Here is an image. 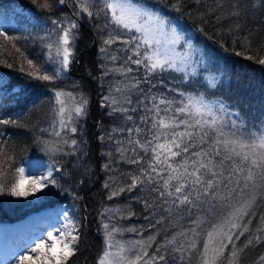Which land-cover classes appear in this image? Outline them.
Returning a JSON list of instances; mask_svg holds the SVG:
<instances>
[{"label": "snow or ice", "instance_id": "1", "mask_svg": "<svg viewBox=\"0 0 264 264\" xmlns=\"http://www.w3.org/2000/svg\"><path fill=\"white\" fill-rule=\"evenodd\" d=\"M29 2L42 14L28 15L23 10L15 13L19 17V36L0 30V37L8 42L0 43V99L20 105L27 100L33 81L45 82L44 87L49 88L69 78L77 62L79 30L82 23H87L97 31L101 45V73L93 79L100 83L116 74L123 77L115 81V87L110 84L99 101V106L107 109L106 115L119 113L125 121L123 127L110 130L104 129L101 122L97 124L101 133L97 140L102 146H110L109 151L101 152V157L106 158L101 167L106 175L102 187L108 193L107 200L125 192L147 191L148 196L131 198L148 213L144 219L150 221L151 227L171 223L173 217L187 221L181 231L165 236L158 244L160 231L146 240L124 242L117 239L118 234L138 230L116 221L126 218L125 213L131 217L135 212L130 204L123 208L103 205L97 229L103 236V247L96 264H241L245 249L264 244V215L259 216L261 225L253 227L256 208L264 204V101L257 107L251 98L234 100L223 96L220 90L224 74L231 71L229 61L209 55L205 48L194 44L187 29L173 16L193 15L186 0H56L58 5L72 7L71 15L59 16L51 15V0ZM193 3L199 5L201 0ZM250 5L253 10L257 7L255 0H250ZM219 7L223 8V4ZM230 7L227 18L248 16L249 5L237 0ZM259 9L264 16V0ZM0 15L4 11L0 10ZM208 17L220 20L214 10L206 9L197 16L201 21L198 32L204 31ZM34 31L39 37V52L29 58L17 44L29 38L35 43ZM41 31L43 36H39ZM226 31L233 37V45L240 44L251 51V32L233 35L241 31L239 24ZM117 44L120 47L113 50ZM220 47L228 51L225 44ZM10 49L22 59H10ZM259 50H264V39L259 42ZM245 58L264 66V56ZM40 60L42 64L37 62ZM106 60L112 66L104 63ZM141 70V76L133 75ZM164 74L170 77L168 84ZM13 80L21 82L13 84ZM158 85L161 90L155 91ZM72 88L73 91L50 89L54 116L50 136L56 139L44 138L46 129H39L40 135L33 138V144L48 157V162L40 158L18 160L15 149L2 139L5 133L0 129V197H32L29 203L33 204L45 199L55 202L46 213L55 220L49 225L51 230L46 228L23 244L8 264H72L86 237L84 221L88 217L80 215L76 202L84 199L77 189L94 174L83 161L88 156L83 124L89 114L90 98L81 83L74 82ZM133 90L138 93L135 101ZM141 107L145 115L137 123L133 114ZM6 108L0 104V112ZM8 125L20 126L15 119L0 116V126ZM117 132L126 135L117 138L113 135ZM65 157L80 161L79 168L73 164V169L82 168L83 178L69 183L74 172L68 162L62 163ZM121 163L137 167L122 172L118 167ZM60 196L70 198L72 204L56 199ZM4 202L7 199L0 201ZM150 217L155 218V224ZM138 234L143 236L142 232ZM241 237L245 239L238 245ZM254 264H264V255Z\"/></svg>", "mask_w": 264, "mask_h": 264}, {"label": "trees", "instance_id": "2", "mask_svg": "<svg viewBox=\"0 0 264 264\" xmlns=\"http://www.w3.org/2000/svg\"><path fill=\"white\" fill-rule=\"evenodd\" d=\"M53 2V12L51 15L59 16L68 14L71 15L72 7L68 4L63 6L58 5L56 0H51ZM237 2V0H201L199 5L193 3V0H186V4L193 15L190 17L186 14L173 13L181 25H183L188 34L193 37V41L196 45L201 48H205L209 55H215L223 58H227L229 61V67L231 69L230 73H225L223 76V85L221 88V93L224 97H233V99H252L253 103L259 107V103L264 101V66H261L255 62V59L249 60L245 57L247 55H252L254 58L259 56H264V50H259V42L264 39V16L260 15L259 5L261 0H255L257 5L256 9L253 10L250 5V0H239V3L249 5L248 16L245 17L243 14L237 19L227 18V13L232 9L230 5ZM223 4V8L219 5ZM206 9L214 10L216 15L220 16V20L217 21L214 17H208V23L204 24V31L198 32L197 29L201 26V21L197 19V16L204 12ZM0 10L4 11V15H0L2 30H7L9 35L19 36L21 34L19 29L18 20L19 17L15 13L23 10L24 13L32 15L33 13H39V10L32 5L29 0H0ZM29 10H32L31 12ZM42 14V13H39ZM103 20L100 21L103 24ZM239 24L241 25V31L234 33L236 36H243L251 32L253 43L251 51H246L244 47L240 44H232V36L226 31L229 26ZM31 27V25H29ZM80 39L77 41L76 57L77 62L72 65L71 71L69 72V78L64 79L63 82H56V84L51 85L49 88L44 87L45 82L33 81V87L29 88V93L27 100L20 104L15 105V102L10 99H0V104L7 105V108L0 112V116L6 118L15 119L19 127L8 125L0 126L5 133L3 140H6L10 146L15 149V156L18 160H28L31 158H48L44 153L40 152L38 147L33 144V138L39 136V129H46L47 131L43 134L44 138L53 139L55 137L50 136L52 132V121L53 116V101L51 87H56L63 89L65 91H73L72 85L74 82H79L83 85V90L87 93L90 98V105L88 109V116L86 122L83 124L84 129V139L88 141L87 151L88 156L83 158L85 166L91 169L94 174L90 175V178L86 183L78 188L80 195L84 197L82 201H77L79 212L81 216L87 215L88 219L84 221L86 228V237L84 242L80 246V251L73 258L72 264H96V257L103 247V236L97 231L98 225L100 223V217L98 213L102 211V206L107 205L108 207L115 208L117 206L123 208L126 205H131L132 211L135 215L128 217L125 213L124 219H118L116 222L124 225L126 228L135 227L138 232H142L143 236L138 234V232L126 231L122 234H118L117 237L122 238L124 242H132L139 240L141 238L147 239L148 236L155 234L156 231H160L161 235L156 237V243H160L165 236L171 237L174 233L181 231L182 226H187L186 220H180L176 217L172 218V222H165L163 226L155 225V227L150 226V221L145 220L144 217L148 215L143 209V206L138 203L135 199L131 197L136 195L148 196L147 191L127 193L125 192L121 196L113 198V200H107V191L103 189L102 184L106 179V175L102 170L101 165L105 162L106 158L101 157L102 151H109L110 146L105 144L104 146L97 140V136L101 134L98 130V122L102 123L104 129L123 127L125 121L120 116L119 113L114 116L106 115L107 109L101 108L99 106L100 97L102 94H107L109 85L112 84L113 87L116 86L115 81L123 80V77L116 74L114 77L109 76L97 83L93 77H99L101 70L98 68L100 61L98 60V50L100 45V38L97 31L90 27L87 23H82L80 27ZM44 33L39 32V36H43ZM33 36L36 42H33L32 38L27 40H19L17 46L20 47L21 51L25 55H29V58L34 56L39 52V37L36 36V32H33ZM0 43L7 44L0 37ZM225 44L228 47V51L225 52L220 45ZM10 47V46H9ZM120 47L119 44L113 45L112 49L115 50ZM234 49V50H233ZM11 58H19V53H16L14 49H10ZM236 53H240L237 55ZM123 55V53H119ZM38 63H43V60L37 61ZM104 63L112 66L111 61H104ZM120 61H117L119 64ZM25 67H27L25 62ZM135 67V65H133ZM89 70L91 76L88 75ZM5 72H11L13 76L19 75L11 69H3ZM140 73H134L133 75L141 76ZM170 77L168 74H164V82L168 84ZM229 81L231 86L229 87ZM19 80H13L12 83H20ZM24 82H27V78H24ZM123 87V85H120ZM143 87V85H141ZM161 90V86L155 91ZM192 89H188L191 91ZM118 95V94H117ZM133 101L138 95L135 90L131 93ZM177 99L179 97L177 96ZM134 106V105H133ZM134 119L137 123H140L139 117L145 115L143 107L140 111L133 114ZM131 126V124H129ZM58 130V129H57ZM117 138H123L125 134L113 133ZM79 139L80 137L77 136ZM119 154H116L118 156ZM63 162H68L69 169H72L74 175L69 183H73L81 178H83V169L80 168L79 171L73 169V164H76L79 168L80 161H75L72 157H65ZM122 172H129L135 169L136 165H130L126 163H121L118 165ZM130 182V181H129ZM7 199L8 202L2 203L3 206L0 209V220L13 221L26 216L28 212H35L40 209H45L54 205V201L49 200L44 204L36 205L32 208H25L18 216L9 217L11 215V207L13 211L22 210L24 205V199L12 200L11 198L0 197V201ZM58 200H65L63 196L56 198ZM13 201V203L11 202ZM68 200H71L70 198ZM1 204V205H2ZM257 218L253 219V227L261 225L259 220L260 215H264V204H258L256 208ZM151 223L155 224V218H151ZM264 226V225H261ZM247 236V233L245 234ZM245 237H241L240 241L237 242L239 245ZM155 246V245H154ZM231 247V246H229ZM152 249H149L151 254ZM227 254V253H226ZM260 255H264V244L257 245L255 247H250L245 249L241 254V264H254V262L259 258ZM147 259V258H146Z\"/></svg>", "mask_w": 264, "mask_h": 264}, {"label": "rangeland", "instance_id": "3", "mask_svg": "<svg viewBox=\"0 0 264 264\" xmlns=\"http://www.w3.org/2000/svg\"><path fill=\"white\" fill-rule=\"evenodd\" d=\"M192 37V36H191ZM193 38V37H192ZM193 43H194V41H193ZM195 44V43H194ZM34 159H37V158H31V159H28V160H34ZM40 159H42L44 162H48V158H40ZM25 161H27V160H25ZM37 195H39V193L37 194ZM12 200H17V198H14V197H10ZM19 199H21V198H19ZM33 198L32 197H29L28 198V200H24V202H23V204H25L24 205V207H23V209L22 210H19V211H13L12 209L14 208V206H12L11 207V215L9 216V217H14V216H18L22 211H24V209L27 207V208H32V207H34V206H36V205H39V204H44L45 202H49V200H47V199H45V200H43L41 203H36V204H33V203H29V201L30 200H32ZM11 200V202L13 203V201ZM64 203H65V205H71L72 204V201L71 200H68V199H65L64 200ZM2 203H0V209H1V207L3 206V204L1 205ZM54 205H52V206H48V207H46V209L45 210H43L41 213H39L38 215H39V217H41V215H43L44 213L46 214L48 211H50L51 210V208L53 207ZM30 216V215H32V212L30 211V212H28L27 214H26V216ZM25 218V217H24ZM50 219V221H52V222H54L55 223V220H53V219H51V218H49ZM20 225V224H19ZM19 225H16V227H18ZM15 226H10V227H6V226H4V225H1L0 224V236H1V239H3V241H5L6 242V240L9 242V244H11L12 246H14L15 247V251H13L14 253L15 252H17L18 250H19V248L23 245V244H27V243H29L32 239H35L36 238V236H37V233L35 232H33V234L30 236V239L29 240H23V239H20L19 238V235H15V232H14V229L16 228ZM12 228V229H11ZM47 227H46V225L44 224V225H42L39 229L41 230H44V229H46ZM33 231V230H32ZM15 235V236H14ZM8 239H10V240H8ZM117 239H119V240H122V238H120V237H117ZM3 245V244H2ZM2 245H0V247L2 246ZM1 250V254L0 255H2L3 254V250L2 249H0ZM12 257V256H11ZM11 257H8V259L5 261V263L4 264H8V261L11 259Z\"/></svg>", "mask_w": 264, "mask_h": 264}, {"label": "bare ground", "instance_id": "4", "mask_svg": "<svg viewBox=\"0 0 264 264\" xmlns=\"http://www.w3.org/2000/svg\"><path fill=\"white\" fill-rule=\"evenodd\" d=\"M43 210L44 209L35 211L29 218H27V220H24L23 222H21V224L14 229L15 235L16 234L19 235L20 239H23L26 241L30 239V236L33 234V232L34 233L36 232L38 236L41 233V231H43L42 229L40 230L39 228L44 224L46 225L48 230H51L49 225L53 224L54 222L50 221L49 217L46 216L45 213L41 215V217H39L38 215ZM2 244L3 246L6 245V243L3 241V239H1V236H0V245ZM7 259L8 257L4 258L0 264H4Z\"/></svg>", "mask_w": 264, "mask_h": 264}]
</instances>
